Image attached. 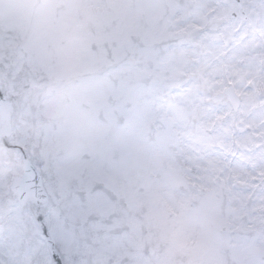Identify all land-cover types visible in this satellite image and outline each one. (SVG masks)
<instances>
[{"label":"snow or ice","instance_id":"1","mask_svg":"<svg viewBox=\"0 0 264 264\" xmlns=\"http://www.w3.org/2000/svg\"><path fill=\"white\" fill-rule=\"evenodd\" d=\"M0 264H264V0H0Z\"/></svg>","mask_w":264,"mask_h":264}]
</instances>
